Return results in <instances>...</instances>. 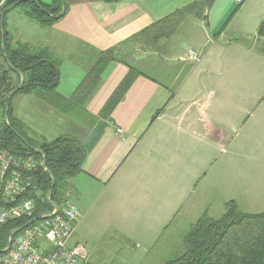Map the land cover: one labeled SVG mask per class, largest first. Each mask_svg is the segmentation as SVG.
I'll list each match as a JSON object with an SVG mask.
<instances>
[{
	"label": "crops",
	"instance_id": "crops-1",
	"mask_svg": "<svg viewBox=\"0 0 264 264\" xmlns=\"http://www.w3.org/2000/svg\"><path fill=\"white\" fill-rule=\"evenodd\" d=\"M65 1L62 18L17 43L46 48L59 60L56 92L63 98L72 95L100 51L128 40L177 9L199 3ZM204 1L172 35L156 40L155 51L129 61L140 74L109 117L98 114L128 72L122 62L107 64L81 106L55 102L54 94L38 91L13 97V115L26 128L46 140L73 136L85 150L81 171L70 179L67 190L78 209L74 232L79 239L86 240L91 233L113 234L143 252L159 245L155 257L164 264L184 251V228L199 218L209 197L215 195L216 184H211L196 196L202 148L212 154L224 146L222 163L229 166V98L243 92L233 87L239 78L222 74L229 62L240 64L252 55L258 67L264 66V52L253 54L257 40L262 39L257 29L264 20V0L243 1L237 8L252 26L253 41L242 33L232 43L223 33L237 10L229 17V0ZM208 43L210 48L202 55ZM190 51L199 55V64L185 75L186 65L194 63L187 58ZM148 57L157 58L145 64L151 74L135 65ZM255 79L257 90L264 92V71ZM218 169L212 177L218 176ZM178 219L181 225L175 224Z\"/></svg>",
	"mask_w": 264,
	"mask_h": 264
},
{
	"label": "trees",
	"instance_id": "trees-1",
	"mask_svg": "<svg viewBox=\"0 0 264 264\" xmlns=\"http://www.w3.org/2000/svg\"><path fill=\"white\" fill-rule=\"evenodd\" d=\"M202 3L206 2L199 0V3L177 9L139 34L100 51L72 95L63 98L56 92L59 60L43 47L11 46L5 18L9 11L20 6L31 21L39 26H50L65 15L66 1L0 0V151L6 150L17 158L32 156L44 161V169L39 167L34 173V188L29 194L35 202L33 216L10 221L0 228V252L5 249L13 230L24 229L32 219L51 210L52 204H62L70 179L81 171L85 157L83 146L73 136L46 140L26 128L13 115V97L38 91L54 94L55 102L81 106L97 87L107 64L122 62L128 66V72L98 114L109 117L140 74L128 60L134 48L172 35L183 19ZM257 36L264 38V20L258 26ZM184 242V252L164 264H264V211L243 213L234 200L227 201L219 218L201 215L185 235Z\"/></svg>",
	"mask_w": 264,
	"mask_h": 264
},
{
	"label": "rangeland",
	"instance_id": "rangeland-1",
	"mask_svg": "<svg viewBox=\"0 0 264 264\" xmlns=\"http://www.w3.org/2000/svg\"><path fill=\"white\" fill-rule=\"evenodd\" d=\"M245 1L249 3L257 0ZM235 2L229 0V17L242 4L237 5L238 3ZM5 20L10 33L11 46L24 42L26 37L36 35L42 28L31 21L20 6L9 11ZM223 22L224 20L218 28L219 31L225 23ZM225 27L223 34H226L225 38L229 37L231 43L236 42L239 39L238 35L242 33H245L247 38L251 37L250 42L253 41L252 26L249 25L242 9L236 11ZM218 36L220 34L217 32ZM210 45L211 43L204 45L202 55L206 53ZM157 47L155 43L139 45L133 50V54L128 60H133L140 54L155 51ZM253 49V54H257L258 51L264 52V38L258 39L257 47ZM255 57L256 55H252L247 59H242L240 64L229 62V67L224 69L222 74L229 76V79L237 80L239 78V82L233 87L235 89L239 87L243 93L235 95L233 99L229 98V166L225 162L222 163L225 158L223 151L226 150L224 146L212 154L206 152L204 147L202 148L200 173L195 180L198 185L196 196L202 194L205 188L211 184H216V189L214 190L215 195L212 194L209 197V204L201 215L207 214L210 217L219 218L224 213V203L230 200H234L239 211L243 213L264 211V201H261L264 200V92L257 90V80L255 79L264 71V66L258 67L253 60ZM153 59L157 60L156 57H148L143 59L146 60L145 62L142 60L135 65L143 72L151 74L152 70L145 64ZM159 62L161 63V61ZM161 64L165 66L163 62ZM198 64L194 62L186 65L185 75L189 74ZM216 167H219L218 176L212 177ZM201 215L196 217H201ZM183 222L185 224V221ZM194 223L188 228H184L186 234ZM175 224L181 225L182 222L178 219ZM72 241L79 242L87 248L92 264H163L161 259L155 257L159 245L150 247L147 252H143L139 246L127 242L124 237L91 233L84 240L79 239L75 232ZM183 246L185 250V242Z\"/></svg>",
	"mask_w": 264,
	"mask_h": 264
},
{
	"label": "built area",
	"instance_id": "built-area-1",
	"mask_svg": "<svg viewBox=\"0 0 264 264\" xmlns=\"http://www.w3.org/2000/svg\"><path fill=\"white\" fill-rule=\"evenodd\" d=\"M235 1L241 4L244 0ZM187 58L196 62L199 55L190 51ZM116 131L122 133L121 129ZM39 167L44 169L42 162L32 156L17 158L6 150L0 151V228L10 221L33 216L35 202L29 194ZM77 211L66 191L61 205L52 204L51 210L13 233L10 247L0 252V264H92L87 248L72 241Z\"/></svg>",
	"mask_w": 264,
	"mask_h": 264
},
{
	"label": "water",
	"instance_id": "water-1",
	"mask_svg": "<svg viewBox=\"0 0 264 264\" xmlns=\"http://www.w3.org/2000/svg\"><path fill=\"white\" fill-rule=\"evenodd\" d=\"M42 166H44V161H42ZM37 219H38V218H35V219L31 220V221L29 222V224H30V223H33V222L36 221ZM20 229H21V228H18V229H16V230H13V232L10 234L9 239H8V243H7V245H6V249H8V248L10 247L11 239H12L13 233H14V232H17V231H20Z\"/></svg>",
	"mask_w": 264,
	"mask_h": 264
}]
</instances>
